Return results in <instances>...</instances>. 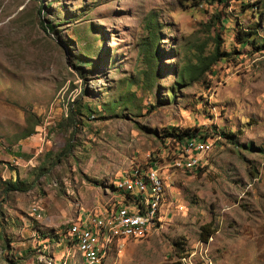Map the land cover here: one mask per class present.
<instances>
[{"label": "rangeland", "instance_id": "1", "mask_svg": "<svg viewBox=\"0 0 264 264\" xmlns=\"http://www.w3.org/2000/svg\"><path fill=\"white\" fill-rule=\"evenodd\" d=\"M244 4L0 0V153L35 139L25 171L33 181L21 180L26 190L43 175L39 198L45 194V204L56 201L79 214L66 223L73 243L66 261L41 248L29 260L7 254V264H81L79 251L86 262L80 243L86 220L129 202L132 181L147 171L162 182L160 223L131 237L94 238L91 264H264V50L255 48L264 37V0L257 9ZM149 18L159 29L158 61L145 81L138 42ZM253 24L255 43L240 44L238 31ZM216 43L226 56L177 79ZM170 126L210 138L194 139L185 151L177 146L170 156L172 141L163 136ZM220 131L232 132L235 143L215 135ZM77 184L82 207L103 197L98 207H74ZM34 207L41 209L37 200L29 211ZM205 224L214 232L202 242ZM175 241L182 243L180 257Z\"/></svg>", "mask_w": 264, "mask_h": 264}, {"label": "crops", "instance_id": "2", "mask_svg": "<svg viewBox=\"0 0 264 264\" xmlns=\"http://www.w3.org/2000/svg\"><path fill=\"white\" fill-rule=\"evenodd\" d=\"M36 144L37 142L33 138L25 139L22 143L13 144L9 151L10 153H0V180H4V177H7V179L11 180L19 179L25 182H32L33 176L25 173V171L28 169V166L31 165L32 159L36 155L37 150L31 156L28 154L31 147H34ZM13 160H15V162L17 161L16 165L11 164ZM73 177L76 180V176ZM116 179L118 178H115V180ZM44 182L45 176L40 175L36 183L33 185L31 184L30 188L21 195H19L20 191L5 192L0 185V264H7L4 260L7 254L17 256V254L21 252L24 257L26 256L27 260L32 257L36 258L38 250H41V248H43V251L47 250L51 252L52 256L53 254L55 255L56 252V254H59L60 260L66 261L65 259L67 258H65V255L68 254L69 249H72L71 244H73L65 232L66 223L79 215L78 209H65L56 201L53 202V206L45 204L43 200L46 199V195L43 194L42 198H39V192L43 193L44 186L46 187V183ZM109 186L112 192L113 189L111 185ZM120 186L123 185L120 184ZM82 192V184H77L76 191H74L76 201L73 202L76 208L82 207L81 201L79 200L80 197L84 200ZM31 195L33 199H35L34 201L37 200L40 204L41 209L38 213L35 207L31 208V212L29 211L30 205L34 202L32 200L29 204L28 196L31 198ZM47 198L53 200L54 196L47 194ZM99 200L102 201L103 197ZM83 202L85 207H82V211L87 210L84 208H88V205H90L87 199ZM100 202L88 209L98 207ZM26 205L28 206L27 208ZM87 222L88 219L84 226ZM37 229L51 230V233L48 235H40ZM57 247H59V250L55 249ZM68 259L70 260L71 257L69 256ZM62 261H59V263ZM74 261L75 260L71 262Z\"/></svg>", "mask_w": 264, "mask_h": 264}, {"label": "trees", "instance_id": "3", "mask_svg": "<svg viewBox=\"0 0 264 264\" xmlns=\"http://www.w3.org/2000/svg\"><path fill=\"white\" fill-rule=\"evenodd\" d=\"M218 2H226V0H217ZM242 1V0H241ZM245 4L243 6L247 7H253V9H257L259 7V3L261 0H254L252 3H248V0H244ZM198 4V2L196 3ZM262 14V12H260ZM259 19V18H258ZM219 23L222 25V20L219 21ZM255 26H258V24H253L252 26L246 28L244 31H238L237 33V39H239L240 44H245V43H251L254 44V38L253 34L255 33ZM47 29H52V26L47 25ZM158 27L156 25L155 20L152 18H149L146 21L145 24V36L138 42L139 46V53L141 54L142 61L144 64H147L148 68L144 71V79L145 81L148 80V78L151 77L153 73V69L150 68L152 62L158 61V49H157V42H158ZM247 36H250L249 38H246ZM216 40V38H215ZM255 48L257 50H264V37L259 38L258 42H256ZM227 52H219L218 51V46L217 43L213 47V51L208 55V56H201L198 58V63L193 66V68H186L185 71H178L177 74V79L180 81L184 78H191L194 76L195 73L201 72V70L207 69V67L220 60L224 56H226ZM76 62H81L84 63L83 65H89L87 62H82L80 59L76 60ZM205 67V68H204ZM204 68V69H203ZM85 109L90 110V108L85 106ZM215 135H223L224 137L228 138L231 143L234 142V134L232 132H227L224 133L223 131L220 132H214ZM163 136L165 138H169L172 141V148L169 149L168 155L172 156V150H175L177 146L183 147L182 150L185 151L186 145H190L194 139H207L210 137H205L206 135L201 133L199 129L197 128H182L178 129L173 126H170L165 129ZM185 145V146H184ZM250 147V146H247ZM260 151L264 152L263 148H260ZM152 166V165H150ZM139 170V168H134ZM3 185V191H25L28 188V185L19 180V179H14V180H6L1 182ZM114 187V186H113ZM121 187V186H120ZM114 189H119L118 187H114ZM131 199L129 202L125 203H130L132 201L137 202L138 204L142 205V200L141 199H135L133 194H129ZM37 226V225H36ZM40 235H48L51 233V230H41L37 229ZM214 230L211 227L210 224H205L201 225L199 228V241L205 242L208 237H210L213 234ZM69 234V232H68ZM174 245L178 247L177 253L178 257H180V252H183V247L182 243L179 241H175ZM79 259L81 264H86L85 262V257L82 255V253L79 251Z\"/></svg>", "mask_w": 264, "mask_h": 264}, {"label": "bare ground", "instance_id": "4", "mask_svg": "<svg viewBox=\"0 0 264 264\" xmlns=\"http://www.w3.org/2000/svg\"><path fill=\"white\" fill-rule=\"evenodd\" d=\"M132 184L131 194L135 199H141L142 205L135 201L125 203L123 200L116 203L115 211H110V207L106 206L107 209L102 215L92 217L93 221L88 220V235L80 240L86 253V264H91L95 260L96 240L94 238H105V242H109L115 235L131 237L144 232L150 226H158L160 223V200L163 186L158 174L154 171H147L145 179L136 176ZM144 217L145 221L140 220ZM92 227L98 228L95 234H93Z\"/></svg>", "mask_w": 264, "mask_h": 264}, {"label": "built area", "instance_id": "5", "mask_svg": "<svg viewBox=\"0 0 264 264\" xmlns=\"http://www.w3.org/2000/svg\"><path fill=\"white\" fill-rule=\"evenodd\" d=\"M11 163H12L13 165H16V164H17V161L15 162V160H13ZM140 220L145 221V217H144V218H141ZM76 234H77V233H76Z\"/></svg>", "mask_w": 264, "mask_h": 264}]
</instances>
